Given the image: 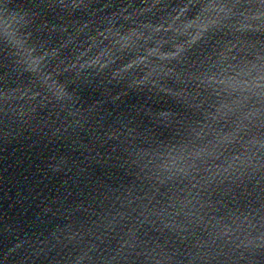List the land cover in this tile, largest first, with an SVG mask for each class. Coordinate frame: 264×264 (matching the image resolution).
Listing matches in <instances>:
<instances>
[{
  "label": "clouds",
  "instance_id": "9594fccd",
  "mask_svg": "<svg viewBox=\"0 0 264 264\" xmlns=\"http://www.w3.org/2000/svg\"><path fill=\"white\" fill-rule=\"evenodd\" d=\"M207 5L208 3L201 5L202 9L205 8ZM190 6H196L195 0H190ZM210 15L213 16L214 18L218 17L219 23L221 24L222 21L219 13H210ZM121 38L122 36H120L119 39L116 40L111 47L105 46L102 49H98L97 52H99L102 55L103 62H98L94 65L88 64V60L91 58V55L84 54V52H81L78 58L81 61L80 67L95 69L97 66H99L100 69H105V68H109L113 64H117L118 66L112 69V79L116 80L117 78H119L120 81H127L128 86L130 88L142 89L146 87L149 88V90L158 89L160 92L172 96L183 95L182 92L177 93L170 88L164 87L162 83L165 77H169L172 75V69L169 67V62L178 60L179 58H176V56H172L170 59H168V63L164 64L163 68L159 69L158 74H154L148 77L146 76L145 73L148 70L149 65L144 64V66L141 67L140 65L134 64L132 60L138 55H143V52L141 50L146 42L148 43L149 47L152 46L154 41L150 36V34L144 33L143 37L137 38L134 46H128V47H123L120 44ZM155 39H163L167 41L168 37L166 35L156 36ZM185 39L186 38L183 36H177V40L175 41V43H182ZM17 43L19 44V41ZM20 47L21 50L24 52L25 56L27 57L29 55V51H28L29 49H24L23 45H20ZM190 49L191 48H188L185 52H187ZM125 54H128L129 58L125 60L123 63H118L121 60V57L124 56ZM30 55L40 57L39 65H38L39 71L30 70V66L28 65L26 59L27 67L25 68L24 75H26L29 78V84L31 86L29 87L13 86L4 93L5 99L10 98L16 100H23L27 98L28 101H37L40 107H46L47 105H54L56 102L64 99L67 96V92H66V84L63 80V76L64 73L69 70V67L68 66L61 67V65H63V60L61 59V50L60 49L54 50L53 48H51V49L42 50L39 54H34V50H31ZM147 59H149L150 61H156L158 60V57H150ZM49 61H53V62L59 61V63H55L52 67H50ZM71 67H75V64L71 65ZM210 80L211 78L197 79L193 82L195 83L197 88H200L205 83L210 82ZM53 85H55V88L59 90L60 92L59 95L57 94V91L54 90ZM161 114L160 116L161 118H163ZM215 118L216 117L213 116V119ZM240 130L241 129L235 130V134L239 135ZM243 130L245 131V135H246L247 125L243 126ZM249 145L255 147V143L253 141H249L248 144L244 145V147L247 148ZM197 155L200 154L197 153ZM189 159H192V157L189 156ZM173 165L175 166V160L173 161ZM166 171H170L171 175L166 177L165 180H162L161 183H166L167 181L174 180L177 173H183L185 175L187 174L185 172L184 167H175V171H172L171 169H166ZM176 215L178 214L170 213L168 217H165L160 213H157L156 217L158 223L150 222L146 216L143 219H141L139 216H136L133 218L134 221L133 226L135 227L136 224H139L142 227L145 223H150V227L156 231H160L161 227L169 230L174 228H179L181 229V231L186 230L187 225H181L180 223H178L176 219L173 218ZM206 223H210V221ZM130 229L131 228H129L128 230ZM227 233H228V226L225 225L224 234L227 235ZM241 243H244V241H241ZM133 247H135V245ZM153 253H155V256L152 255ZM149 257H151V261L153 262V264H161V261L165 259V257H161L160 253L156 252V248H152L151 252H148L146 254L145 259H149Z\"/></svg>",
  "mask_w": 264,
  "mask_h": 264
}]
</instances>
